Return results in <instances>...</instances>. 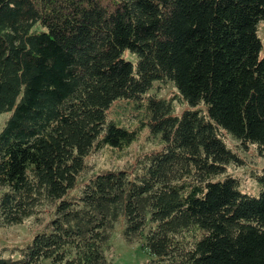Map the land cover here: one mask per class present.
I'll return each mask as SVG.
<instances>
[{"label":"trees","instance_id":"trees-1","mask_svg":"<svg viewBox=\"0 0 264 264\" xmlns=\"http://www.w3.org/2000/svg\"><path fill=\"white\" fill-rule=\"evenodd\" d=\"M264 0H0V227L49 209L44 231L0 264H112L116 224L145 264H264V169L257 198L228 169L264 159ZM135 55L132 65L123 52ZM172 82L187 108L145 97ZM135 102L139 126L107 120ZM147 127L161 148L123 171L85 160L123 151ZM227 139L237 152L230 148Z\"/></svg>","mask_w":264,"mask_h":264},{"label":"rangeland","instance_id":"rangeland-1","mask_svg":"<svg viewBox=\"0 0 264 264\" xmlns=\"http://www.w3.org/2000/svg\"><path fill=\"white\" fill-rule=\"evenodd\" d=\"M257 35L260 40L262 50L264 49V21L257 24ZM122 60L135 65L137 58L132 53L125 51L121 55ZM155 96L157 99L170 102L172 115L180 116L187 108L172 82H154L145 97ZM135 102L117 101L107 112V120L113 121L119 127L137 129L139 126V111L134 108ZM11 113L0 114V131ZM227 143L233 147V143L227 139ZM161 148V138L152 135L150 130L145 127L137 131V139L123 151L109 150L103 148L93 152L86 158L87 168L82 174L78 186L71 191L67 198L76 199L79 196L84 183L93 175L106 171H123L134 167L137 160L141 157L159 151ZM243 161V166L239 169H228V174L235 178L239 185L238 191L249 197L257 198L261 192L259 184L251 177L264 169V159L261 158L250 147L246 153L237 152ZM52 219L51 210L47 209L42 215L27 219L22 225L11 227H0V259H19V250L24 249L38 232L44 231ZM122 222L116 224L110 241L109 250L105 252L106 259L112 264H145L149 261L148 254L142 250L141 244H125L121 236Z\"/></svg>","mask_w":264,"mask_h":264}]
</instances>
